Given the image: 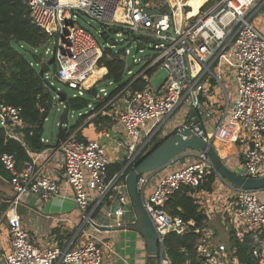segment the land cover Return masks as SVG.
I'll return each instance as SVG.
<instances>
[{"label": "built area", "instance_id": "2783aa9c", "mask_svg": "<svg viewBox=\"0 0 264 264\" xmlns=\"http://www.w3.org/2000/svg\"><path fill=\"white\" fill-rule=\"evenodd\" d=\"M22 1L28 8L31 21L49 39L54 38L53 53L57 66L51 76L75 90L71 97L84 95L86 90L104 79L106 73L105 70L91 83L87 82L94 70L101 68L98 62L103 48L79 25L78 13L89 15L103 26H115L121 31L126 29L130 36L148 42L157 41L151 42L156 53L145 68L138 73L127 70L126 73L133 77L130 83L157 64L166 71V78L156 89L149 88L148 83L136 91H128L126 86L107 98L110 91L102 86L92 96L93 101L102 103L92 115L107 114L113 120V125L104 127L102 134L109 136L113 132L121 137L124 152L121 170L125 168L124 173L120 170L108 178L110 155L106 144L94 138H79L77 129L65 131L64 137L51 146L54 152L62 155L63 178L72 190L83 224L97 230L92 216L96 211L108 220L104 225H123L121 217L126 211H132L125 176L183 102L189 103L186 118L173 130L190 129L215 149V141L228 144L244 140L246 150L235 172L246 177L264 174V34L251 23V18L263 8L264 0L259 5L257 0H217L204 8L207 0L199 6L195 16L188 15L192 7L186 5L187 0ZM144 8L157 12L146 14ZM118 10L121 18L117 19ZM171 27L172 34L168 32ZM48 52L46 48L44 53ZM127 53L128 49L125 50ZM223 65L230 68L235 92L233 98H229L221 81ZM43 75L49 81L48 72ZM206 77L221 84L225 100L224 108L222 105L219 109L221 115L216 116L209 133L201 121L202 118H211L214 113V109L209 108L213 101L210 100V87L205 88ZM108 83L116 87L111 80ZM94 107L92 102L88 104L89 109ZM24 125L21 107L0 100V127L5 135L22 142ZM116 125H120L123 132L112 131ZM41 140L46 142L43 138ZM187 157L196 160L167 172L149 193L147 187L156 172L145 173L137 179L143 208L158 237V264H171L163 246L165 236L170 232L185 234L195 224L193 220H184L181 215L170 214L165 208L167 200L181 186L196 189L206 175L214 171L209 158L201 150H187L171 163ZM0 162L11 173L8 182L13 190L1 217L6 226L0 225V232L5 228L8 241L6 245H0V264H113L105 261L102 247L89 231L82 235L90 239L81 244L76 242L81 234H74L63 245L56 243L43 247L35 244L22 225L18 205L27 194L41 200L60 196V185L44 163H36L35 157L19 169L15 167L12 153H2ZM217 176L233 192L234 220L231 221L236 229L242 230L238 234L253 231L254 239H257V234L264 232V189L239 188ZM111 199L118 204L115 209L108 202ZM201 231L204 232L205 228ZM198 242L197 252L208 264H228L230 255L239 264L234 248L223 243L212 245L206 235ZM252 254L256 264H264L263 241L253 248Z\"/></svg>", "mask_w": 264, "mask_h": 264}, {"label": "trees", "instance_id": "16d2710c", "mask_svg": "<svg viewBox=\"0 0 264 264\" xmlns=\"http://www.w3.org/2000/svg\"><path fill=\"white\" fill-rule=\"evenodd\" d=\"M103 27L102 34L105 35V28L108 27ZM48 41L47 35L31 21L28 8L22 0H0V100L21 107V116L25 123L22 129V142L7 137L0 127V155L5 152L12 153L15 156L16 169L31 161L29 152H39L49 146L41 139L43 124L52 105L51 89L53 90L54 87L52 88L44 75L38 74L35 62L39 61L41 55L34 52V49L45 45ZM28 52L31 57H27ZM122 53L123 50L114 52L109 48H103V55L98 62V66L106 70L104 79L116 84L107 98L126 86L130 91L143 89L155 69L156 65L146 69L141 76L130 83L132 76L123 79L125 62L121 58ZM96 91L97 84L86 90L84 96L66 98L65 106L72 111L84 110L91 102L95 104L94 109H88L87 112L79 115L76 122L66 129L67 132L76 130L89 114L94 113L101 106L102 103L92 100ZM103 119L111 122L110 125L113 124L109 115L100 113L93 117L92 123L100 125ZM79 132L78 130L77 134L81 138ZM160 141H156L148 152L159 145ZM139 159L136 160V164ZM189 159L193 161L194 158ZM122 167L123 161L110 162L108 178L118 173ZM0 176L5 179L11 177L10 171L5 169L1 162ZM215 178L214 171H211L196 189L181 186L167 200L165 208L170 214L181 215L184 220H193L195 223L185 234L170 232L165 236L163 246L171 264H208L197 252L198 240L204 235L201 228L205 227L207 215L201 209L194 193L201 189L212 191ZM7 205V201L0 203V215ZM96 213L95 211L92 216L94 217ZM196 228L199 230L195 231ZM254 234L253 231H245L241 236L233 234L230 247L234 248L239 264H256L252 250L259 242H264V232L258 233L257 239H254Z\"/></svg>", "mask_w": 264, "mask_h": 264}, {"label": "crops", "instance_id": "0c3cea01", "mask_svg": "<svg viewBox=\"0 0 264 264\" xmlns=\"http://www.w3.org/2000/svg\"><path fill=\"white\" fill-rule=\"evenodd\" d=\"M191 1L192 5L197 8L199 5H201L204 1L207 0H199V4H196V0ZM190 11L191 9L188 11V13H190ZM260 11H262V13ZM260 11L254 15L257 21L259 22L254 23V25H256L259 29L264 26V7L261 8ZM104 72L105 70H103V73ZM227 92L229 95L228 90ZM230 92L231 97L233 98L235 96L234 86L231 87ZM210 100L213 101L211 98ZM186 111L187 109H183V112H180L182 122L186 118ZM215 118L216 113L214 109V113L212 114L211 118L201 119L202 125L208 133L212 131ZM99 126H102V123ZM176 127L172 128L171 130L175 129ZM77 130L80 131L79 133L81 137L94 138L98 139L101 142H104L109 151L110 162H122L124 155L123 146L121 145L120 141L121 137L116 135V133L111 132L109 136H104L102 134V127H97V125H95L94 123H87V121L79 125ZM42 138L45 139L43 136ZM56 142L57 137L52 142L49 141V146L41 150L42 152H31L32 155H29L30 158H36L37 164L44 163V167L46 168V170L55 179H57L61 188V195L54 196L47 200H41L32 194H27L23 197L22 201L18 205V212L21 217L22 225L29 231L30 235L33 237L34 243L43 247H49L56 243L58 245H63V242L65 240H68V234L64 232L67 230V233H69L70 230H72L75 226L80 223L79 217L81 218V213L78 211L73 201L72 190L63 178L62 155L58 152H54L53 148L51 147ZM215 146L217 147L216 151L219 157L227 166L228 164L226 163V161L230 164L234 162L240 163L242 158L244 157V152L246 150V144H243L242 142L221 144L220 142L215 141ZM46 158L49 159L45 161ZM227 158H229L230 161H228ZM181 164V162H176L174 164L171 163L170 165L157 171L151 178L147 187V191H151L153 189L155 183L160 177L164 176L167 172L178 168V166H180ZM234 166H236L235 163L233 166L228 167L230 169H234ZM214 188H216V190ZM212 189L213 192L201 189L194 193V196L197 198L200 207L205 209L204 213L207 215V220L204 227V233L206 232L204 235H206V238L211 241V244L212 239L210 235L212 234V231L214 233L216 232L215 228H221L223 226H226V215H229L228 217L231 218L232 213L230 211V208L232 207L231 202H233V192L222 183L219 177L215 178L212 185ZM11 190L12 189L9 186L6 187L8 196L5 195V199H1V202L7 201L9 198L12 197L11 194H13V190ZM109 202L113 209L118 206L115 199H111ZM2 213L0 215V225L5 227L6 222L4 219L1 218ZM134 221L135 217L132 211H126L121 217V222L123 225H128L129 223H132ZM93 223H95V225H104L108 223V220L103 217L102 214L96 213V215L94 216ZM87 227L85 228L86 231L91 232L87 229ZM89 228L91 229V227ZM92 231H94L95 233H99L98 237L94 236L91 232L94 240L96 242H99L100 246L104 250V253L107 255L108 259L105 260L106 262L113 264H137V260L142 257H144V260H141L140 263L144 264L146 262L144 241L142 237L135 231L129 229L112 231L97 229ZM78 238V244H81L87 239H90L87 235L82 234L79 235ZM7 241L8 240L5 235V228H2V231L0 232V245H6ZM229 258V261L231 263L234 262V264H237L236 259L232 255H230Z\"/></svg>", "mask_w": 264, "mask_h": 264}, {"label": "rangeland", "instance_id": "374dc122", "mask_svg": "<svg viewBox=\"0 0 264 264\" xmlns=\"http://www.w3.org/2000/svg\"><path fill=\"white\" fill-rule=\"evenodd\" d=\"M216 1L217 0H209L208 3L204 6V8L208 7L213 2H216ZM261 1L262 0H257V5H259L261 3ZM263 5H264V3H263ZM185 9H186V7H185ZM260 12L262 13V11H260ZM77 21L82 28H84L85 30L90 32L95 37L96 41L98 42V44L102 48H109L114 52L119 51V50H123L122 56H123V60L125 62V74H124L123 79L129 78L131 76V75L126 73L127 70H131L133 73H138L141 70V68H145L146 63L156 53V50L153 48L151 42L142 40V38L135 37V35L129 36L127 34H123L121 30H118V32H114L113 29L117 28L115 26H113L112 29H111V27L105 28L106 33H105V35H103L102 32H103L104 27H103L102 23L96 19H93L92 17H90L87 14L78 13L77 14ZM251 23L254 25V23H259V22L257 21L256 17L253 16L251 18ZM254 26L258 29V31L260 33L264 34V26L260 29L256 25H254ZM112 42H116V43L112 44ZM46 48L49 49V52L47 54L44 53V50ZM54 49H55V40H54V38H51V39H49V41L45 45L38 47L36 49V51H34L35 53L41 55L39 58V61L35 62V67L37 70H39L40 68H43L46 65L47 61L54 55V53H53ZM126 49H128L127 54H125ZM29 50L31 51V49H29ZM27 57H31V54L29 52L27 53ZM134 59H135V61H134ZM56 66H57L56 62L47 66L49 81L52 83L51 86H52V88L53 87L56 88L57 91H61V92L65 93V95L67 97H71L73 95V93H75V90L69 88L64 83L57 81L55 79V77H52L53 76L52 74L55 72ZM229 71H230V68L223 65L220 69V74H221V81L223 82L226 89L229 91L230 98H232L230 90H231V87L234 86V84L231 83V76H230ZM215 72H216V69H214V73ZM165 78H166V71L160 66V64H157L155 66L153 73L148 77V80H147L148 87L151 89L158 88L162 84V82L164 81ZM108 82H109V80H107V79L100 80L97 83V89L102 87V86H105L110 91L114 87H113V85H109ZM209 87L211 89L210 92H212L210 94V95H212L211 99L213 100V103H211L212 106H210L209 108L215 109L216 116H220L221 114H220L219 109L221 108L222 105L224 108V105H225L223 88L218 81L211 82V80L208 77H206L205 78V88L207 89ZM127 90L130 91L129 89H127ZM51 92L53 95V101H52L50 111H49V113H48V115L44 121L43 134H42V136L47 140L46 143H49V141L52 142L53 140L56 139V134L58 131L59 118H60V115L63 112L64 107H65V102H62V103L59 102V97L56 94V92L53 91L52 89H51ZM82 96H84V95H82ZM188 107H189L188 102L182 103V105L172 114V116L169 118V120L165 123V125L159 131L158 136L154 139V141H152L148 145V147L144 151L143 155L148 153V151L151 149V147L153 146V144L155 143L156 140L161 139L167 133H169L172 128L179 126L182 123L180 112L182 113L183 109H187ZM88 109L89 108H86L84 110H78V111L73 110L72 112H69V124L67 126V129L76 122L79 115H81L82 113H84ZM92 114H89L86 117V119L84 120V122L85 121H87V123L92 122L93 121L92 119L95 116ZM100 114L104 115L102 113H100ZM101 122H102V126L97 125V127L104 128V127H109L112 125V124L110 125L111 122H109L107 119H103ZM113 130L114 131L116 130L118 132H123L120 125L114 126ZM241 142L243 144H245L244 140H241ZM227 159H228V161H230L229 158H227ZM193 160H196V159L194 158ZM190 161L191 160L189 158H187V159L183 158L179 162H181L182 164H188V163H190ZM226 163L228 164V166H233L235 163L236 166H234V169H232V170H237L240 167V163H237V162L230 164L229 162L226 161ZM215 175H216V177H218L216 173H215ZM8 186L11 188V186L8 183V179H5V178L0 176V203H1V199H5V197L8 196L7 191H6V187H8ZM214 189L216 190V188H214ZM149 192L150 191H147V193H149ZM115 193L116 192H114V194ZM11 195H13V194H11ZM231 204H232V202H231ZM201 209H203V208L201 207ZM204 210L205 209H203V211ZM230 211L232 212L231 218L228 217L229 215H226V218H225L226 226H223L221 228L220 227L215 228L216 232H214V233L212 231V234L210 235V237L212 239V245H214V244L218 245L220 243H223L227 247H230L233 234L236 235V233L242 232V230L240 228L236 229L235 226L233 225L232 221H231L232 219L234 220L233 207L230 208ZM82 218H83V216L81 215V218L79 217L80 223L77 226H75L72 230H70L69 233H67V230L64 232V233L68 234V237H67L68 239H70V237H72L74 234L85 233L86 232L85 228L87 226H88L87 229L90 230L94 236H98L99 233H97V232L95 233L94 231H92L89 228L90 227L89 225L82 223ZM81 227H82V229H80ZM238 235L241 236V234H238ZM78 240H79V238L76 240V242ZM82 243H84V242H82ZM102 250H103V248H102ZM103 258L105 260L108 259L107 255L104 253V250H103ZM141 260H144V257L138 259L136 263L141 264L140 263ZM145 261L146 262L144 264H148L147 260H145ZM228 264H232V263L229 261Z\"/></svg>", "mask_w": 264, "mask_h": 264}, {"label": "water", "instance_id": "95a60500", "mask_svg": "<svg viewBox=\"0 0 264 264\" xmlns=\"http://www.w3.org/2000/svg\"><path fill=\"white\" fill-rule=\"evenodd\" d=\"M144 12L146 14H152L157 11L144 8ZM118 30H120V28L113 29L114 32H118ZM168 32L171 34L173 33L172 27ZM122 33L129 36L131 35V33L126 29H123ZM151 42L156 43L157 41L151 40ZM115 43L116 42H112V44ZM54 62L55 56L53 55L47 61L46 65L38 70V74L42 76L47 70V66ZM53 91H55L58 95L60 103L66 101L67 96L65 93L57 91L56 88H53ZM68 124L69 109L65 106L59 118L58 132L56 135L57 140L64 137ZM187 150H201L204 152L209 158L214 171L230 184L243 189H264V174L255 177L240 176L221 160L215 148L204 142L197 135L191 133L190 129L181 131L171 130L161 139L159 145H157L152 151L143 155L139 159L138 163L125 176L126 192L131 202V210L134 214L135 221L129 223L128 225L126 224L114 227L109 225H96L99 230L112 231L129 229L138 233L144 241L146 260L148 264H158L157 258L159 252V242L157 234L143 208L141 196L137 190V179L140 175L145 173L159 171L169 165L177 157L184 154ZM124 171L125 168L121 170V173H124Z\"/></svg>", "mask_w": 264, "mask_h": 264}, {"label": "bare ground", "instance_id": "6f19581e", "mask_svg": "<svg viewBox=\"0 0 264 264\" xmlns=\"http://www.w3.org/2000/svg\"><path fill=\"white\" fill-rule=\"evenodd\" d=\"M196 1H197L196 4H197V3H198V4L200 3L199 0H196ZM186 3H187L186 5L192 7V8H191V11H190V13H189L188 15H190V16H195V15L198 13V8H199L200 5L196 8L195 6L192 5V1H191V0H187ZM193 3H194V2H193ZM181 5H182V4L180 3V4H179V8H181ZM119 14H120V13H119V10H118L117 13H116L117 19H118V18H121ZM103 70H105V69H104V68H98V69H95L94 72H93V74L87 79V82H88V83H91V81H92L96 76H99V75L103 74Z\"/></svg>", "mask_w": 264, "mask_h": 264}, {"label": "flooded vegetation", "instance_id": "af4514ba", "mask_svg": "<svg viewBox=\"0 0 264 264\" xmlns=\"http://www.w3.org/2000/svg\"><path fill=\"white\" fill-rule=\"evenodd\" d=\"M149 262H152V261H149Z\"/></svg>", "mask_w": 264, "mask_h": 264}, {"label": "clouds", "instance_id": "9594fccd", "mask_svg": "<svg viewBox=\"0 0 264 264\" xmlns=\"http://www.w3.org/2000/svg\"><path fill=\"white\" fill-rule=\"evenodd\" d=\"M47 71V70H46Z\"/></svg>", "mask_w": 264, "mask_h": 264}]
</instances>
